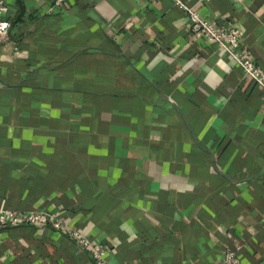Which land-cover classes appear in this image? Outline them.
Segmentation results:
<instances>
[{"label":"crops","instance_id":"1","mask_svg":"<svg viewBox=\"0 0 264 264\" xmlns=\"http://www.w3.org/2000/svg\"><path fill=\"white\" fill-rule=\"evenodd\" d=\"M5 0L0 264H264V89L175 0ZM264 70V0H181ZM55 219L63 228L53 226Z\"/></svg>","mask_w":264,"mask_h":264},{"label":"built area","instance_id":"2","mask_svg":"<svg viewBox=\"0 0 264 264\" xmlns=\"http://www.w3.org/2000/svg\"><path fill=\"white\" fill-rule=\"evenodd\" d=\"M63 0H57L60 5ZM208 2L210 0H201ZM176 4L186 10L189 16L191 31L203 38L208 43L216 44L222 49L244 72L247 79L264 89V70L253 60L243 43L244 35L235 25L229 23H217L204 18L196 9L189 7L181 0H175ZM9 7L5 0H0V41L10 28ZM53 217L46 211H32L20 214L14 211H0V224L14 226L19 224L47 223ZM53 226L62 229L59 219H55ZM70 236L78 246L86 250L95 264H108V250L106 246L89 236L82 235L78 230H72ZM223 264H244L237 250H225Z\"/></svg>","mask_w":264,"mask_h":264}]
</instances>
